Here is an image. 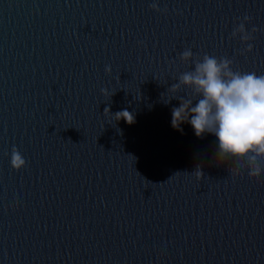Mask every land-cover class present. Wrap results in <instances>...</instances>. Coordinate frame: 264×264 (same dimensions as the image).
Returning <instances> with one entry per match:
<instances>
[{"label": "water", "instance_id": "1", "mask_svg": "<svg viewBox=\"0 0 264 264\" xmlns=\"http://www.w3.org/2000/svg\"><path fill=\"white\" fill-rule=\"evenodd\" d=\"M186 48L264 75V0H0V264H264V176L170 125Z\"/></svg>", "mask_w": 264, "mask_h": 264}, {"label": "clouds", "instance_id": "2", "mask_svg": "<svg viewBox=\"0 0 264 264\" xmlns=\"http://www.w3.org/2000/svg\"><path fill=\"white\" fill-rule=\"evenodd\" d=\"M151 8L160 12L156 3ZM249 22L250 17L244 16L231 32L233 40L239 39L241 44L247 45L242 54L253 50V33L258 31L255 27L246 31L245 25ZM179 60L189 68L168 88L167 93L171 92L172 98L163 99L166 106L171 100H178V106L171 108L172 129L182 133L183 126L187 125L197 139L213 136L216 166L217 162L231 158L237 164L236 169L230 170L233 175L239 174L243 161L250 179L264 176V75L233 70V61L226 57L209 54L197 57L191 48H186ZM110 71L106 66L105 72ZM182 90L183 95H179ZM115 116L117 121L122 119L128 125L135 122L134 114L127 110ZM9 165L13 171L26 166L24 157L15 147L11 150Z\"/></svg>", "mask_w": 264, "mask_h": 264}]
</instances>
